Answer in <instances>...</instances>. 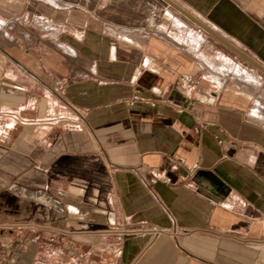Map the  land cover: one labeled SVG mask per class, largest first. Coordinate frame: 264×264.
<instances>
[{
  "label": "crops",
  "instance_id": "obj_1",
  "mask_svg": "<svg viewBox=\"0 0 264 264\" xmlns=\"http://www.w3.org/2000/svg\"><path fill=\"white\" fill-rule=\"evenodd\" d=\"M170 1L264 66V0H0V259L264 264V72Z\"/></svg>",
  "mask_w": 264,
  "mask_h": 264
},
{
  "label": "built area",
  "instance_id": "obj_2",
  "mask_svg": "<svg viewBox=\"0 0 264 264\" xmlns=\"http://www.w3.org/2000/svg\"><path fill=\"white\" fill-rule=\"evenodd\" d=\"M194 85H196V80L190 76V75H182L178 78L177 82H176V86L178 88H189V87H193ZM144 101V97L142 96L141 93L136 92L134 93L131 98L128 100L127 104L129 107L134 108L138 103ZM149 104H151L152 106L155 105V102H149ZM180 161L183 162L184 158L180 157ZM155 175L157 176V172L155 173ZM163 180L167 183L171 182V178L169 176H167L166 171L163 172ZM0 264H13L12 261L5 259V258H1L0 259ZM110 264H114V262H110Z\"/></svg>",
  "mask_w": 264,
  "mask_h": 264
},
{
  "label": "water",
  "instance_id": "obj_3",
  "mask_svg": "<svg viewBox=\"0 0 264 264\" xmlns=\"http://www.w3.org/2000/svg\"><path fill=\"white\" fill-rule=\"evenodd\" d=\"M170 3H172L175 7H177L187 17H189L190 19H192L193 21H195L197 24H199L203 29H205L206 31H208L209 33H211L214 37H216L218 40H220L221 42H223L226 46H228L230 49H232L239 56H241L242 58H244L245 60H247L248 62H250L251 64H253L254 66H256L262 72H264V66L263 65L259 64L257 61H255L249 55H247L245 52H243L241 49H239L234 44L230 43L225 38H223L222 36H220L218 33H216L215 31H213L209 27H207L205 24H203L202 22H200L197 18H195L194 16H192L191 14H189L184 9H182L179 6H177L175 3L171 2V1H170Z\"/></svg>",
  "mask_w": 264,
  "mask_h": 264
},
{
  "label": "rangeland",
  "instance_id": "obj_4",
  "mask_svg": "<svg viewBox=\"0 0 264 264\" xmlns=\"http://www.w3.org/2000/svg\"><path fill=\"white\" fill-rule=\"evenodd\" d=\"M227 52H229V51H227ZM233 54H234V55H233L234 57L237 56V54L235 55V52H234ZM239 58H240L239 56L236 57L237 60H239ZM229 62H230L229 60H226L225 63H224V66H228Z\"/></svg>",
  "mask_w": 264,
  "mask_h": 264
},
{
  "label": "bare ground",
  "instance_id": "obj_5",
  "mask_svg": "<svg viewBox=\"0 0 264 264\" xmlns=\"http://www.w3.org/2000/svg\"><path fill=\"white\" fill-rule=\"evenodd\" d=\"M231 68V72H232V74H235V72L237 73V71L234 69V67H230ZM230 74V73H229ZM239 74V73H238ZM236 75V74H235ZM214 78H218V76L217 77H214ZM222 79V78H221Z\"/></svg>",
  "mask_w": 264,
  "mask_h": 264
}]
</instances>
